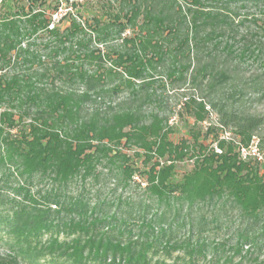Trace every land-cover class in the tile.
Masks as SVG:
<instances>
[{"label": "trees", "instance_id": "obj_1", "mask_svg": "<svg viewBox=\"0 0 264 264\" xmlns=\"http://www.w3.org/2000/svg\"><path fill=\"white\" fill-rule=\"evenodd\" d=\"M249 58L264 66V0H0V264L260 261L264 167L240 147L264 116L236 106L264 83L243 80ZM157 79L201 91L178 139L144 109ZM212 113L238 138L205 129Z\"/></svg>", "mask_w": 264, "mask_h": 264}, {"label": "rangeland", "instance_id": "obj_2", "mask_svg": "<svg viewBox=\"0 0 264 264\" xmlns=\"http://www.w3.org/2000/svg\"><path fill=\"white\" fill-rule=\"evenodd\" d=\"M239 69L243 77V80L249 79L254 74H260L261 79L264 81V66L261 65L260 62L253 61L249 58L243 61V63L239 66ZM157 80L158 82H156L154 86L155 89L157 90V93L160 95L161 102L159 105H155V104L150 105L149 103H147L144 105V109L149 110L152 108V106H156L162 111V113H165L170 117H176L175 122H177L176 123L177 132L174 134V137L178 139L182 135H184L186 129L184 121L178 120L177 111L179 110V105L184 100V96L199 94L201 91L196 90V88L191 83L182 84L181 82L178 81L174 82V81H170L169 79L168 80L157 79ZM230 89H231L230 86L226 88L227 91H229ZM263 91H264V83L263 86L260 88L259 92L257 93L249 92L244 96L243 99L237 102L236 106L239 107L238 109L240 111L264 116V94H262ZM125 95H126V91L123 92L121 95L116 96L114 100L116 102H119ZM217 119H218L217 115L212 113L209 116V118H207L206 122H204L205 129L208 126L214 127L215 128L214 131L215 133H218V137H220V139L232 140L234 138L235 139L238 138L237 135L233 133L224 132L223 129L218 125ZM215 133H213L211 136L213 137V139H216V136H214ZM262 139L264 141V125L258 130L257 136L253 137L252 140L254 141L250 142V144L253 142V145L250 148H248V150L258 151L257 159L258 161L262 162L264 167V144L262 143L263 142ZM214 144H217V142ZM250 157L253 158L255 156H250ZM263 172H264V168H263ZM217 235H214V233H212L211 236L212 238L218 237L220 239H223L226 236L225 232H220V234L218 236ZM7 239L8 236L4 232L0 231V255H3L9 250L8 244L5 241ZM177 253L179 252H176L175 254ZM203 263L204 262L202 261L201 264ZM38 264H53V263H51L49 260H43ZM180 264H184V263L181 262ZM244 264H264V250H263V254L260 257V261L256 262V260L253 261L246 260Z\"/></svg>", "mask_w": 264, "mask_h": 264}, {"label": "built area", "instance_id": "obj_3", "mask_svg": "<svg viewBox=\"0 0 264 264\" xmlns=\"http://www.w3.org/2000/svg\"><path fill=\"white\" fill-rule=\"evenodd\" d=\"M224 132L231 133L230 131H224ZM228 140H230V139H228ZM252 141H254V140H252ZM252 145H253V142L251 144H249L248 146L241 145L240 152H241V155L243 156V158H249L250 156H255L256 158H258V156H257L258 151L248 150V148H250Z\"/></svg>", "mask_w": 264, "mask_h": 264}]
</instances>
